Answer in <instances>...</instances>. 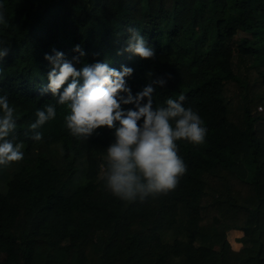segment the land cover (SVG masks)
Returning a JSON list of instances; mask_svg holds the SVG:
<instances>
[{
	"label": "trees",
	"instance_id": "1",
	"mask_svg": "<svg viewBox=\"0 0 264 264\" xmlns=\"http://www.w3.org/2000/svg\"><path fill=\"white\" fill-rule=\"evenodd\" d=\"M0 5V40L9 46L0 95L16 110L13 135L24 145L20 162L0 166V264H264V0ZM128 29L140 31L154 58L123 51ZM56 52L79 57L77 69L132 68L133 95L165 78L154 106L183 95V106L198 112L206 139L178 142L187 171L173 191L134 201L106 192L101 165L113 132L71 136L62 106L38 129L42 140L31 138L37 109L55 104L42 89L51 70L45 56ZM229 231L243 234L237 251Z\"/></svg>",
	"mask_w": 264,
	"mask_h": 264
},
{
	"label": "clouds",
	"instance_id": "2",
	"mask_svg": "<svg viewBox=\"0 0 264 264\" xmlns=\"http://www.w3.org/2000/svg\"><path fill=\"white\" fill-rule=\"evenodd\" d=\"M6 23L0 12V24ZM127 31L129 38L123 51L142 60L154 58L153 47L140 31ZM8 51V42L0 40V60ZM73 51L79 57L85 55L79 45ZM79 57L67 60L62 52L45 56L51 70L42 94L51 93L55 104L47 103L37 109L36 119L29 125L31 138L36 142L42 140L38 129L55 119L57 106H62L67 113L63 117L64 127L71 136L88 140L98 129L113 132V142L107 146L101 165L106 192L134 201L173 191L187 171L178 142L201 145L206 139L207 128L198 112L183 106V95L169 97L163 105L154 106L156 87H163L165 78L150 80L133 95L126 80L132 75V68L122 66L117 70L107 62H96L77 69L74 62H79ZM126 105L132 107L125 109ZM16 129V110L8 94L0 95V166L8 167L24 158L23 142L14 139Z\"/></svg>",
	"mask_w": 264,
	"mask_h": 264
},
{
	"label": "rangeland",
	"instance_id": "3",
	"mask_svg": "<svg viewBox=\"0 0 264 264\" xmlns=\"http://www.w3.org/2000/svg\"><path fill=\"white\" fill-rule=\"evenodd\" d=\"M239 37H247V38H251V36L250 35H247V34H243V33H240L239 34ZM230 232L231 231H229L228 233H227V241L229 242V241H231V242H229V243H231V245H233V247H241L240 245L241 244H238L239 242H238V239H240L241 238V236L243 235L241 232H239V234L238 235H240L238 238H235V240H236V243L238 244V246H236V244H234V242H232V238H231V235H230ZM238 248V249H239ZM232 249H234V250H238L237 248H232Z\"/></svg>",
	"mask_w": 264,
	"mask_h": 264
},
{
	"label": "crops",
	"instance_id": "4",
	"mask_svg": "<svg viewBox=\"0 0 264 264\" xmlns=\"http://www.w3.org/2000/svg\"><path fill=\"white\" fill-rule=\"evenodd\" d=\"M239 234V231H231L230 232V235H231V238H232V242H234V244H236V246H238V244H240V243H236V240H235V238H238L240 235H238ZM238 236V237H237ZM229 242H231V241H229ZM230 245H231V243H230ZM241 246V245H240ZM231 247L232 248H239V247H233V245H231ZM239 250V249H238Z\"/></svg>",
	"mask_w": 264,
	"mask_h": 264
}]
</instances>
